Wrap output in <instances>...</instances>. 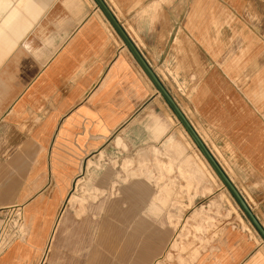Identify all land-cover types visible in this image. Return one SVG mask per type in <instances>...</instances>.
Returning a JSON list of instances; mask_svg holds the SVG:
<instances>
[{"label": "crops", "instance_id": "obj_1", "mask_svg": "<svg viewBox=\"0 0 264 264\" xmlns=\"http://www.w3.org/2000/svg\"><path fill=\"white\" fill-rule=\"evenodd\" d=\"M105 2L264 227V34L251 17L264 11L262 1ZM163 100L167 104L95 0H0V222L12 205H22L25 217L23 233L0 251V264H58L65 254L55 242L61 211V223L86 230L89 200L77 193L69 197L86 157L116 135L137 140L136 129H145L147 141L156 144L153 152L160 151L170 141V132L160 136L170 125L159 112ZM116 142L123 144L120 137ZM201 155L204 160L192 170L198 176L213 170ZM146 160L140 158L139 168L148 177ZM132 163L126 158L122 168L128 171ZM92 166L89 159L87 173ZM116 167L114 162L94 183L93 202L99 194L111 197L105 204L112 213L99 220V238L131 245L137 200L144 209L150 192L132 185L117 194ZM221 193L226 194L210 193L205 210L210 205L213 211ZM228 193L232 203L223 201L234 210L228 212L234 223L203 249L197 244L181 264H264L263 238ZM72 196L82 202L79 210L70 207ZM96 209L107 208L103 203ZM200 209H179V237L188 222L199 226ZM154 241L152 234L143 262L154 261ZM71 254L67 264H74Z\"/></svg>", "mask_w": 264, "mask_h": 264}, {"label": "rangeland", "instance_id": "obj_2", "mask_svg": "<svg viewBox=\"0 0 264 264\" xmlns=\"http://www.w3.org/2000/svg\"><path fill=\"white\" fill-rule=\"evenodd\" d=\"M261 1L264 5V0ZM251 17L256 22H261V28L264 34V11L261 14L252 13ZM175 91L177 90H173V92ZM159 112H164L170 123L165 131L160 132V136L170 132V141H164L166 146L164 145L161 148L159 146L157 147L160 151L157 149L153 152L156 144L147 141L144 136L146 134L145 129H136L135 133L138 134L137 140L133 141L127 135L119 134L118 136L112 137L100 151L91 153L86 157L85 167H83V171L75 178L69 193V197L71 194L77 193L89 200L86 205V230L76 229L69 223H59L60 227L55 242L60 243L59 245L62 246V251L60 252H65V254H60L58 264H67L68 261L71 263V252L73 253L74 264H157L159 261L164 262V264H181L184 262L182 258L186 255H191L192 251L198 246L197 244L203 249V246L207 244L206 242L209 243L212 235L214 236L215 233L216 235L217 233L220 235L227 224L234 223V220L230 218L231 215H228L231 206H226L223 201L227 200L229 203L230 201L232 203V200L228 198L230 195L226 189H222L220 180L209 165L207 164L211 171L204 169L202 176L193 173V168L200 166L204 159L182 125L176 120L174 112L164 100L163 110L160 109ZM146 130L147 132L150 131V134H153L150 127L146 128ZM118 137L122 139L124 145L116 142ZM152 139L155 140L156 138L154 137ZM101 152H103V157L99 160ZM142 156L147 159L143 163L148 164V177L146 174L141 173L139 168L140 158ZM126 158L133 160L128 171L122 168ZM89 159H93L96 166H92L87 173L86 165ZM114 162H116V171H118L117 175L114 176L117 183L114 191L117 194L125 195L132 185L136 192H141L143 189H147L150 192V199L147 200L144 209H142L143 206L139 202V199L137 200V227L131 245L121 239L116 241L109 239L108 243H104L100 240L101 237L99 238V220L105 214L110 216L112 213V209L109 208L110 206L105 204L107 201H110L109 199L111 197L109 194H105V196L99 194V199L93 202L92 199L95 195L93 190L98 187L94 183L98 182L106 171L113 166ZM91 176L92 180L90 181ZM80 177H84V179L77 186L76 183ZM125 178L127 179L125 180ZM83 185L84 188L82 189ZM106 185L107 192H111V184L108 183ZM220 189L225 191L227 196L221 193L219 195V202L214 205L212 204L213 211H210V205L207 208L209 210H205V206L207 207V204L210 203V193L213 192L215 193L214 196H218L221 191ZM153 193L169 195L170 199H159V196ZM184 194L188 198L187 201L183 198L179 199V196ZM192 195L203 196V199L194 200ZM67 201L64 207L67 205ZM102 202L107 209H96L98 205L103 204ZM195 207H201L198 212L203 215V220L208 219V222L204 226L202 220L198 227L188 222L182 229L181 237H179L178 223L182 222L184 218L179 217V209L181 208L183 211L185 209V212L190 214L192 209L195 210ZM235 207H237L236 204ZM231 210L234 211L233 209ZM68 212L71 220L74 219L75 215L73 212L71 210ZM211 212L212 217L209 214ZM93 213H96V216H93ZM61 214L62 211L59 216V222L61 220ZM163 228L167 230L163 231ZM152 234L155 237L154 261L152 263H146L142 261V256L146 249L144 245H146L147 239ZM174 241L177 242L176 247L173 244ZM66 252L69 253H67L68 256ZM194 253L193 256L198 254V251ZM137 259L138 262H135Z\"/></svg>", "mask_w": 264, "mask_h": 264}, {"label": "water", "instance_id": "obj_3", "mask_svg": "<svg viewBox=\"0 0 264 264\" xmlns=\"http://www.w3.org/2000/svg\"><path fill=\"white\" fill-rule=\"evenodd\" d=\"M95 1L97 2L98 6L103 11V13L106 15V17L109 19V21L111 22L117 33L123 39L125 45L132 52V54L134 55V57L136 58V60L144 70V72L153 82L158 93L162 95V97L165 99L167 104L174 112L175 116L178 118L180 123L183 125L185 130L190 135L195 145L204 155L206 160L209 162L210 166L213 168L214 172L217 174V176L223 182L225 187L228 189V191L230 192L236 203L239 205L245 216L249 219V221L252 223V225L255 227V229L258 231V233L261 235V237L264 240V227L261 225L257 217L254 215L248 203L246 202L240 191L237 189V187L234 185V183L230 180V178L228 177V175L226 174L220 163L217 161L213 153L210 151V149L201 139L195 128L192 126L187 116L180 108L179 104L176 102V100L168 91V89L164 86V84L162 83L156 72L149 65L147 60L144 58V56L138 49V47L134 44L128 33L125 31V29L123 28L121 23L117 20L110 7L105 2V0H95Z\"/></svg>", "mask_w": 264, "mask_h": 264}, {"label": "built area", "instance_id": "obj_4", "mask_svg": "<svg viewBox=\"0 0 264 264\" xmlns=\"http://www.w3.org/2000/svg\"><path fill=\"white\" fill-rule=\"evenodd\" d=\"M25 224L22 205H12L3 209L0 222V251L23 233Z\"/></svg>", "mask_w": 264, "mask_h": 264}, {"label": "bare ground", "instance_id": "obj_5", "mask_svg": "<svg viewBox=\"0 0 264 264\" xmlns=\"http://www.w3.org/2000/svg\"><path fill=\"white\" fill-rule=\"evenodd\" d=\"M76 200V197H71V199H70V201H69V203H70V207H72V208H76L77 210H79L81 207H82V202H79L78 203V201H75ZM62 216H61V220H60V222L59 223H61L62 222ZM75 222H77V220H75ZM55 228V227H54ZM53 236V235H52ZM48 248V247H47ZM51 249V244H50V246H49V248H48V250H47V252L49 251ZM43 261V260H42ZM40 263V262H39ZM160 264H162V263H160Z\"/></svg>", "mask_w": 264, "mask_h": 264}]
</instances>
